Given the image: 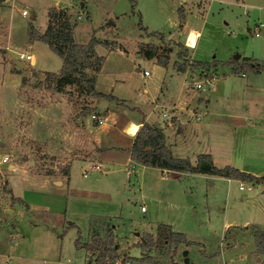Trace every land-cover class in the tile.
Masks as SVG:
<instances>
[{
    "label": "rangeland",
    "instance_id": "1",
    "mask_svg": "<svg viewBox=\"0 0 264 264\" xmlns=\"http://www.w3.org/2000/svg\"><path fill=\"white\" fill-rule=\"evenodd\" d=\"M184 2L186 0H0V159L8 156L6 162L0 163L3 184L0 183L3 188H0V264L7 260L8 264H57L52 230H58L62 238L61 255L69 256L72 262H82L81 251L72 253L76 236L73 227L70 230L61 228L58 220L28 213L21 207V201L13 202L11 197H20L26 189H38L40 179L35 177V172L58 166L55 158L36 144L37 124L49 119L55 111L67 108L75 112L73 117L85 113L97 115L100 110L106 113L113 109L111 101L89 93L87 85L76 75L48 79L44 71L57 72L61 58L42 41H29L28 24L40 33L47 24V8L64 9L69 21L75 22L72 30L75 43L83 45L91 38L99 43L97 53L102 61L96 83L98 90L106 94L124 96L120 92L122 88L131 92L141 86L138 70H147L155 76L154 64L144 56L147 52L171 59L174 66H188L192 80L202 79V72L216 63L221 69L217 68V76H220L225 71L220 61L234 59V55H252L262 58L256 61H264V29L259 26L264 0H191L200 8L197 16L192 13L189 18L199 34L191 30L187 40V44L192 45L196 38V46L190 50L192 58L204 63L196 67L179 56L183 51L182 56H187V50L180 44L179 36L172 37L178 33L176 9L180 8L182 18L178 21H182ZM22 9L26 10L24 15ZM255 29L258 37L253 36ZM20 51L31 53L33 62L19 61L23 64L19 66L16 52ZM236 60L240 61L239 57ZM92 61L91 58V66L84 69V73L91 82L92 91L96 92L91 76H87L99 69ZM243 72L249 77L260 73L263 79L259 78V84L264 85V69L255 71L244 67ZM212 73L213 70L206 75ZM118 85L121 88H117ZM9 163L14 167L8 168ZM64 166L65 163L60 167ZM153 173L156 181L157 172ZM234 180L227 184L204 176H189L182 177L178 187L176 184L167 186L166 206L162 205L156 215L163 218L170 214L166 211L168 206L172 210L178 205L179 214L174 215V223L188 242L187 245L183 242L171 245L174 251L166 256L163 254L171 264H183V250H188V264H261L264 257L257 252L250 227L264 226V182L238 183ZM4 203L12 210L11 214L4 211ZM131 214L139 218L135 212ZM172 216L173 213L169 217ZM228 222L237 226L224 231ZM243 225L248 228L243 229ZM161 232L166 230L163 228ZM19 236L27 241L20 242ZM71 236L74 241L70 240ZM141 236L143 239L150 235L143 233ZM138 247L131 245L130 257L138 256ZM97 254L94 253L95 257ZM150 254L153 256V252ZM115 258L105 257L104 264H113ZM120 259L129 262L119 254L116 260ZM153 259L166 264L164 257L151 258V264H158Z\"/></svg>",
    "mask_w": 264,
    "mask_h": 264
},
{
    "label": "crops",
    "instance_id": "2",
    "mask_svg": "<svg viewBox=\"0 0 264 264\" xmlns=\"http://www.w3.org/2000/svg\"><path fill=\"white\" fill-rule=\"evenodd\" d=\"M190 1L186 0L182 4L185 7L182 21L175 20L178 23L176 34L180 37L179 42L187 50V56L181 57L188 59V64L199 62L192 58L190 51L196 46V38L192 45L187 44L191 30L199 34L189 18L192 13L196 15L200 8ZM259 26L261 30L264 29V13L260 15ZM253 36H259L258 30L255 29ZM98 46L96 44L93 50L97 56H101L97 53ZM238 57L255 61L262 59L252 55ZM153 58L148 59L154 64L155 76L152 77L150 72L143 75V69L141 72L138 70L141 86L138 85L131 92L125 88L123 91L122 88L120 92L124 96L98 90L96 79L100 73V65L97 72L87 74L88 77L91 76L96 92L113 97L108 99L113 109L106 113L99 111L97 116L103 117L100 124H96L86 113L73 117L75 112L68 108L55 111L49 119L47 117L37 124L34 133L36 144L43 152L54 157L58 166L45 172H35V177L40 179V187L36 190H23L20 197H14L21 201L20 205L26 212L58 220L61 228L70 230L73 227L76 230L74 240L78 238L79 243L90 242L94 235L100 238H106L105 234L109 235L117 256H125L129 264H151V258L155 255L164 257L166 264H171L165 254L159 256L152 249L142 250L138 247V256H129L131 245L138 246L143 242V233L155 240L157 228L164 225L170 232L180 233L187 239L174 223V215L179 214L178 205L172 207V210L168 206L166 211L169 210L170 214L163 218L156 215L162 205L166 206L164 198L167 196V186L176 184L178 187L181 185L180 179L189 176H204L227 184L234 180L137 163L131 159L130 149L142 123L161 128L163 145L173 157L187 158L194 164L196 156L203 153L210 155L217 168H222V165L230 166L256 177L264 172V85L259 84V78L263 79L262 75L253 73L249 77L243 70L234 74L230 71L231 65H222L221 68L225 71L217 76L221 69L216 63L207 68V72L213 70V87L208 91H199L192 86V82L198 79L190 78L192 72L188 66H181L179 71L171 59L166 64H160ZM223 62L221 60L220 65ZM58 71L44 72L57 74ZM207 72L202 74L206 75ZM117 88L121 87L118 85ZM87 115L88 121L85 119ZM132 126L134 130L130 132ZM64 163L65 166L60 167ZM7 167L11 169L14 165L9 163ZM154 170L158 176L156 181L153 178ZM1 172L2 169V184ZM234 181L239 183V180ZM2 207L5 212L12 213L6 203ZM132 212L139 218H134ZM172 213L173 216L169 217ZM231 224L233 222L226 223L224 231L237 226ZM51 232L57 264H94V253L97 250L75 248L73 245L72 253L81 251L79 256L82 257V262H72L69 256L61 255L62 238L58 236V230ZM23 239L24 237L19 236L20 242L27 241ZM70 240H73L72 236ZM186 251L188 254V250ZM153 260L159 264L158 260ZM8 263V260L4 262Z\"/></svg>",
    "mask_w": 264,
    "mask_h": 264
},
{
    "label": "trees",
    "instance_id": "3",
    "mask_svg": "<svg viewBox=\"0 0 264 264\" xmlns=\"http://www.w3.org/2000/svg\"><path fill=\"white\" fill-rule=\"evenodd\" d=\"M176 10L178 19H181L180 8H177ZM74 24V21H69L64 9L55 6H49L47 8V24L42 32H36V30L32 28L31 23L28 24V34L31 36L29 41H42L53 53L61 58V67L58 73H46V77L53 80L60 79L66 75H76L81 82L87 85V91L89 93L99 98H113L110 95H104L92 91L91 82L86 78L84 69L91 66V58L93 59L92 62H94L97 67L102 61V57L97 56L93 50L94 46L99 43L94 38H91L83 45L75 43L72 38ZM184 53L185 51H183L182 54H179V56H182ZM144 56L146 58L154 57L157 63L160 64H166L168 60L167 57L156 56L153 52H147ZM190 64L195 67L204 65V63L201 62H191ZM222 64L231 65L230 71L234 74L240 73L244 67L252 68L255 71L264 69V61L258 62L254 59L245 57L241 58L240 61L231 58L224 61ZM175 67L177 70L181 71L180 65H175ZM130 157L137 163L160 169L185 173L216 175L223 178L252 183L264 182V172L256 177L230 166L217 168L212 163L211 157L208 154H198L195 158L194 164H192L187 158L173 157L169 149L163 145L161 128L159 126H149L146 123H142L135 134L130 149ZM64 173L66 174V171H64ZM0 188L3 190L2 187ZM11 200L13 202L19 201V199L14 197H11ZM163 228L166 230L165 233L161 232ZM247 228V226L243 227V229ZM250 231L252 232L257 252L264 257V226L259 228L251 225ZM58 236H60V234H58ZM180 242H183L186 245L188 244L183 235L170 232L168 228L163 225L157 228V236L155 240H152L150 236H147L146 238L143 237V242L139 243L138 246L143 250L152 249L159 254H166L174 251V249H170L171 245H177ZM74 245L76 248L97 250L98 254L94 259V264H104L105 257H107L108 260L112 258L114 259L115 257L117 258L113 241L108 235H106L105 239L94 235L88 243H79L78 238H76ZM261 264H264V258Z\"/></svg>",
    "mask_w": 264,
    "mask_h": 264
},
{
    "label": "built area",
    "instance_id": "4",
    "mask_svg": "<svg viewBox=\"0 0 264 264\" xmlns=\"http://www.w3.org/2000/svg\"><path fill=\"white\" fill-rule=\"evenodd\" d=\"M26 13L25 9L21 10V14L24 15ZM17 55V59L18 61H27L29 63H31L33 56L31 55V53L25 52V51H20V52H16ZM143 75H147L148 71L147 70H143L142 71ZM214 85V78L211 75H203L202 79H198L192 82V86L194 89L199 90V91H206L209 90L213 87ZM90 119L93 120L96 124H100L103 121V117L101 116H97L95 114H90ZM8 159L7 155H3L0 159V163L2 162H6ZM95 168H97V166H95ZM239 188L242 189V185H239ZM248 189V188H247ZM113 264H129L128 262H123L122 259L120 260H115L113 261Z\"/></svg>",
    "mask_w": 264,
    "mask_h": 264
},
{
    "label": "water",
    "instance_id": "5",
    "mask_svg": "<svg viewBox=\"0 0 264 264\" xmlns=\"http://www.w3.org/2000/svg\"><path fill=\"white\" fill-rule=\"evenodd\" d=\"M33 17H34V15H32V18H33ZM172 37H173V38H176V37H177V34L174 33ZM237 57H238V55H234V59L237 58ZM17 64H18L19 66H21V67L23 66V64H22L21 62H19V61H17ZM40 76H41V74H40ZM186 254H187V251H186V250H183L182 253H181L183 264H188V259H187V257H186Z\"/></svg>",
    "mask_w": 264,
    "mask_h": 264
},
{
    "label": "bare ground",
    "instance_id": "6",
    "mask_svg": "<svg viewBox=\"0 0 264 264\" xmlns=\"http://www.w3.org/2000/svg\"><path fill=\"white\" fill-rule=\"evenodd\" d=\"M31 62H33V59H32V61ZM134 130V127L132 126V127H130V129H129V131L130 132H132Z\"/></svg>",
    "mask_w": 264,
    "mask_h": 264
}]
</instances>
